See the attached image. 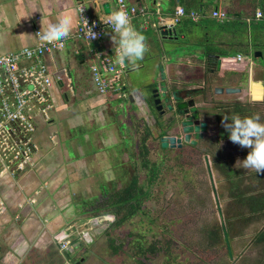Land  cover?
Here are the masks:
<instances>
[{
	"label": "crops",
	"instance_id": "obj_1",
	"mask_svg": "<svg viewBox=\"0 0 264 264\" xmlns=\"http://www.w3.org/2000/svg\"><path fill=\"white\" fill-rule=\"evenodd\" d=\"M103 1L0 0V54L17 50L22 46L33 45L36 41V36L33 32L34 25L39 27L40 24L45 25L62 11L77 9L78 3L84 5L86 11L93 19L100 20L104 18L107 14L104 13L101 7ZM107 1L110 13L116 11L117 1ZM126 1L134 5L145 4L151 10L149 15L145 17L135 16L131 20L133 26L144 35L147 46V52L142 60L136 62L127 61L129 67L134 66L133 72L131 70L127 72L128 67L125 68L126 66L123 69L124 84L129 75L132 74L135 78L133 85L127 83V91L131 94L129 104L132 107L137 105L135 101L140 102L141 95L152 79V86L155 84V80L158 78V64L164 66L168 82L170 81V83L176 80L181 85H185L187 82H192L191 80H194V77H198L200 73V66L205 55V53L203 55L202 48L204 49L205 47L195 48L196 50L193 54L195 56L197 54L202 55L201 57L196 56L195 59L184 54L174 55L167 51V47L172 49L175 39L159 36L160 26L162 25L160 16L169 13L171 10L173 11V9L175 10L176 7L182 6L186 9H194L200 15L195 21L188 18L182 19L181 24L185 20L188 22L183 33L180 31L182 25H178L181 33L179 37L186 34L191 37L193 42L203 37L202 40L208 42V47L213 49V51H233V57L239 53L234 49L236 48V42H232L229 45V35L221 33L224 30L221 26V21L212 18L210 15L215 8L226 10L227 13L235 11L244 15L246 7H240L235 0H212L213 3L211 5L205 4L203 6H199L196 0H163L159 2L160 5L158 6H152L149 2L142 0ZM204 3H206L205 0ZM244 17L247 21H250L249 17L246 15ZM230 19L232 17L229 15L225 22L231 21ZM76 24L77 16H74L72 32L66 46L45 56L49 71L53 76L60 75L62 80L54 81L51 85V91H53L54 96V100H52L53 106L49 110V117L46 120L43 117L38 118L35 123L36 128L39 125L50 122L52 116L62 115L66 108L70 110L69 107H71L72 112H75V108L78 105H81V107L88 103L91 105L100 103V105H106L105 97L107 94H98L90 78L89 66L92 64L102 66L103 64L102 58L98 55L96 56L97 49L110 56L111 60L119 66L124 65V62L119 61L115 55V46L110 39L112 33H108L99 40L98 46H93L88 41L75 36ZM215 38L218 39L217 43L210 44ZM253 51L251 49L249 53L251 54ZM89 52H93V56ZM87 54L94 60L86 66L88 75L84 71ZM241 54L246 55L244 53ZM228 60V56H221L220 66H225L227 71H232L235 74L231 82H229L230 85L227 86L241 88L240 92L231 93L233 94L232 96L245 100H262L264 96V67L262 63L255 65L250 59L252 66H249L246 60L245 62H237L235 59H231L235 61L231 65ZM68 61H71V67L77 73L71 75V77L67 75L66 63ZM21 64L25 63L22 61ZM172 66L177 67L174 74H170L174 71ZM84 72L85 74L82 76ZM176 74L179 77L174 78ZM71 79L75 82L74 86ZM253 82L259 85L258 90L262 93V97L259 99L252 98L250 95V86ZM243 84H246V89L243 88ZM72 86L76 94L70 89ZM66 90L69 91V94L68 98H66L67 100H64L62 92ZM131 119L130 122L137 120ZM36 128L33 137L34 144L39 150L40 148L48 149L47 142L41 141V138L40 140L38 139L39 131H36ZM48 140L52 143L53 137L51 139V135H49ZM41 153L39 151L37 153V163L34 169L25 174H17L10 177L5 173H0V244L5 248V250L0 251V264H91V261H95V249L91 247L93 242H87L80 236L79 232L84 230L91 232L90 230L94 224L84 220L86 215L81 219L76 216H68L72 211L79 214L80 210L78 207L81 205L76 202L77 194H71L70 198H68V191H71L68 189V183L65 187L56 186L52 190L44 192L49 185L46 181L48 176L43 172L46 169L51 170L53 167L49 168L40 163V157L47 154ZM77 179L76 176H73L71 181H77ZM84 184L86 185V182ZM61 191H65L63 196ZM58 231H65L68 237V249L61 250L59 248L58 239L55 237ZM92 235L95 240L96 234L92 233Z\"/></svg>",
	"mask_w": 264,
	"mask_h": 264
},
{
	"label": "rangeland",
	"instance_id": "obj_2",
	"mask_svg": "<svg viewBox=\"0 0 264 264\" xmlns=\"http://www.w3.org/2000/svg\"><path fill=\"white\" fill-rule=\"evenodd\" d=\"M205 1L206 5H211L213 3L212 0ZM235 1L237 5L240 3L239 0ZM245 5L250 6V2H245ZM232 28L233 27L229 26L221 32L230 34L228 36L229 45L241 36L240 32L235 33ZM234 34L239 36H234ZM202 39L193 42L191 37L186 35L185 41H192L193 44L184 48L182 51L179 50V54L186 55L185 53H192L196 50V47L207 48L208 42ZM217 41L218 39L215 38L212 42L216 44ZM89 53L93 56L91 52ZM198 56L202 55L200 54ZM250 59L255 65L264 63L261 58L253 57L252 53L250 54ZM92 61L94 60L87 54L84 65V71L87 75L88 71L86 66ZM228 61L231 65L235 63L234 60L229 59ZM172 68L174 71L170 74H174L177 69L176 66H172ZM85 72L82 76H84ZM71 82L74 86L75 82L73 79H71ZM243 88L246 89V84H243ZM258 88L259 85L256 82L251 83L250 95L252 98L259 99L262 97V93ZM114 93L115 92H111L106 95L105 99L107 105H100L101 103L96 105L88 103L83 105V107L78 105V107L75 108L76 113L72 112L71 107H69L71 111L66 108V111H64L62 115H57L58 118L57 116H52L50 122L39 125L36 128V131H39L38 139L40 140L41 138V141H46L48 149L40 148L39 150L38 148V151L42 153L46 152L48 157L50 156L56 160L54 165L48 166L49 168L53 167V169H46V171L43 172L48 176L46 181L49 185L44 192H48L56 186L65 187L68 183V189L71 190L68 191V198H70L71 194H77L78 197L75 198L77 199L76 202L77 204H81L78 207L80 210L79 214L72 211L68 216H76L81 219L86 215V219L84 220H88L90 224L95 222V218L98 219V222H96L98 225L93 226L91 229L97 234L91 246L92 249H95V261H91V264H139L135 262L134 239L139 237L141 233L143 234L141 243L144 246H148L149 243L157 241L163 238V236H167L169 239H172L174 245L178 247L181 243L179 238L181 237L183 227L187 224L191 225V220L186 221L190 216L207 217V223L217 219L218 223L220 221V215H218L217 211H214V204L216 203L215 196L213 194L205 160L202 156L200 163L197 162L196 153H189L186 155H193L194 159L192 157V159L184 158V161L180 159V165L183 167L193 161L195 162V166L192 169L193 176H191L190 179L187 178L185 172L183 173L185 175L184 177L182 172L172 171V165L175 159H172L171 167L169 166L168 171H165L163 175H161L162 182L160 185L157 182L155 183L156 180L152 177L148 179V175L142 171L143 168H140V163L134 162L131 157V147L133 146L131 135H133L135 139H138L141 132L137 131V133L136 130H132V123L127 121L124 114L122 115L123 110L128 106V100L121 97L120 94ZM68 94L69 91L67 92V95ZM242 100L249 101V104L253 105L252 99ZM135 112H137V110L134 112L130 111L127 117L134 115ZM49 135H51V139L53 137L52 143L48 140ZM155 143L156 139L153 141L154 146L152 154L155 157H160L162 152L166 153L168 149L160 150L159 145H155ZM248 150L247 148L241 149L238 144L230 141V143L218 145V148L212 150L209 154L208 159L211 166L213 165V158L220 157L221 161L229 167V169L225 170L223 175H220V173L217 174L215 171L212 172L215 193L216 195L222 193L224 196V199L223 197L220 199L217 197L221 205H223V202L226 200H232L231 196L245 193L249 190L263 188L258 176H254L250 173L252 170L240 167L239 160L246 157ZM171 155L174 156L172 153ZM235 166H238V169H234ZM229 171L232 173L228 174ZM73 176L78 178L77 181H71ZM132 179H136V184L138 186H145L146 188L150 186L151 190L153 188L159 190L154 192L157 198L149 202L147 201L145 204L149 207V218L155 220V222L150 224L147 216L138 212L117 226L114 225V222L111 223V225L102 223L104 220H106V222H111V220L121 215L117 217L111 214H104L103 216L105 217L100 215L94 216L98 213L94 211V207L101 205L104 201L105 192L112 193L122 190ZM85 182L86 185L84 184ZM201 188L202 192L206 189L210 190L207 196L202 193V200L206 198L204 205L200 204L201 206L198 205V207L192 208L188 205L186 197L180 196L182 191L185 194L189 189H196L197 192V189L199 190ZM64 193L65 191H61L62 196ZM172 199L176 200L177 203L172 201ZM88 210L92 211L94 215L90 217L91 212ZM145 214H147L146 211ZM243 214L249 216L246 210L243 211ZM176 218H180L179 220L184 219L182 222L175 223ZM257 219L259 220L254 221L246 228V235H249V237L257 228L264 226V216ZM185 222H187V224H185ZM106 227L112 230L115 229L111 231L113 233L109 232V236L115 237L113 243L122 245L118 252H113L108 244L107 237L102 234L103 229ZM252 228H255L253 232L250 231ZM59 232L61 231H58V233ZM162 233L167 234L162 235ZM56 238L58 239V236ZM190 238L198 240L196 234ZM86 239L90 240L87 236ZM121 240L123 242H119ZM239 244L241 243H234L235 252L239 253L243 248L247 252H244L241 256H247L248 260L252 259L254 257V252L239 246ZM3 250H5L4 247ZM160 255L164 260L163 255ZM151 257L152 255L150 258ZM161 258L152 257L148 260L140 256L138 260L147 262V264H160ZM211 262L212 260L209 263L215 264ZM184 263L185 257L178 256V260L175 264Z\"/></svg>",
	"mask_w": 264,
	"mask_h": 264
},
{
	"label": "trees",
	"instance_id": "obj_3",
	"mask_svg": "<svg viewBox=\"0 0 264 264\" xmlns=\"http://www.w3.org/2000/svg\"><path fill=\"white\" fill-rule=\"evenodd\" d=\"M196 1L199 6H203L201 0ZM239 2L240 7H246L244 15L240 12L229 11L228 15L232 17V19H230L231 21H224L221 23V26L224 30L229 26L233 27L232 30H234L235 33H241L239 39L234 40V42H236V48H234L236 52L248 54L251 49L260 50L262 52V56L260 58L264 62V0H239ZM245 2H250V6L245 5ZM257 8L262 10V16L259 18L255 17V10ZM245 15L250 18V21L245 19ZM181 21L176 25V31L178 35L185 31V27L188 22L185 20L183 24H181ZM178 25H182V29L180 30L181 33L178 29ZM234 36L239 35L234 34ZM173 43H177L173 52H179V50L182 51L184 48L188 47L187 42L184 40H174ZM204 50H206V53H214L216 51H213V49H210L209 47L205 48ZM215 53H220L221 56H232L234 54L233 51H216ZM185 54H191L189 57L193 59H195L196 56L201 57L198 55L195 56L193 52ZM212 60L215 61L214 59ZM211 63L215 66L214 62ZM262 65L264 67V63H262ZM176 77H178V75ZM262 98L263 99L260 101L254 100L253 105H250L249 101H244L243 105H237L235 115L243 118L246 116H251L252 114H258L260 120L264 122V96ZM222 112L224 111L221 110V113ZM227 114L231 115L232 112L229 110L227 111ZM231 116H233V114ZM141 145L142 151L146 152L143 142ZM240 148L242 149V147ZM132 149L133 146L131 147V150ZM172 152L173 150H166V153H162L158 162L155 163L151 169H149L150 178L152 177L155 179V183L157 182L159 185L162 182L161 175H163L165 171H168L169 166L171 167L172 159H175L174 164L172 165V171L182 172L184 177L185 175L183 173L185 172L188 179L193 176L192 169L195 166L194 162L191 161L192 163L183 167L180 165L181 158L178 156H172ZM131 157L133 160L132 155ZM216 161L218 162V165L215 167V172L217 174L220 173V175H223L225 170L229 169V167L221 161L220 157H217ZM234 169H238V166H235ZM231 173L232 172L229 171L228 174ZM250 173L254 176H258L263 186L262 189L249 190L248 192L231 196L232 200H226L223 202V205L219 203V208L215 203L214 211H217L218 215H220V221L218 223L217 219L207 223V217L201 218L200 216H190L186 221L191 220V225H188L187 222H185L187 225L182 229L181 237L179 238L181 243L178 247L175 246L172 239H169L167 236H163V238L149 243L148 246H144L141 243V240L143 239V234L141 233L139 237L134 239L135 262L139 264H147V262L138 260V258L141 256L150 260L152 257L161 258L160 254H162L164 260L161 258L160 264H175L178 260V256H184L185 263L187 264H208L211 260V263L215 264H264V226L257 228L255 231V228H252L251 230L249 229L250 231L254 232L250 237L249 235H246V228L254 221L259 220L257 218H262L264 216V173H255L253 170ZM155 191L159 190H155V188L151 190L150 186H148V188L145 186H138L136 184V179H132L122 190L114 191L112 193L105 192L104 201L101 203V205L94 207V211L98 213L94 215L92 211L88 210L91 212L90 217L93 215L103 216L104 214H111L115 217L121 215L120 217L111 220V222H106V220L102 222L107 225H111V223L114 222V225L117 226L121 222L128 220V218L139 212L142 215H146L148 222L152 224L155 222V220L149 218V207H147L148 205L145 204L147 201L149 202L157 198L155 197ZM209 192V189H206L204 192H202V188L199 190L197 189V192L196 189H189L185 194L182 191L180 196L186 197L188 205L194 208L198 207L200 204L204 205L206 198L202 200V193L207 196ZM217 197H219L218 199L221 197L224 199L222 193H219ZM172 201L177 203L174 199H172ZM244 210L248 212L249 216H245L243 214ZM145 211L147 214H145ZM179 219L180 218H176V222H174H182L184 218L181 220ZM97 225L98 223H94L93 226ZM114 230L115 229L112 230L106 227L103 229L102 234L107 237L108 244L112 248L113 252H118L122 245L119 243H113L115 237L109 236V232L113 233L111 231ZM225 232L229 240L230 250H228L226 244L224 234ZM93 233L95 234L96 232ZM165 234L167 233H162V235ZM195 234L197 235L198 240H193L190 238ZM119 242L123 241L121 240ZM236 242L241 243L239 246L245 247L247 250L254 252V257L248 260L247 256H241V254L247 252L243 248L239 253H236L234 249V243ZM1 250H3V248L0 244V251ZM151 255L152 257L150 258Z\"/></svg>",
	"mask_w": 264,
	"mask_h": 264
},
{
	"label": "built area",
	"instance_id": "obj_4",
	"mask_svg": "<svg viewBox=\"0 0 264 264\" xmlns=\"http://www.w3.org/2000/svg\"><path fill=\"white\" fill-rule=\"evenodd\" d=\"M117 3L118 9L126 11L131 19L134 15L144 16L146 13L145 6L128 4L125 0H117ZM79 7L84 8L80 15L87 20L93 31L98 33V37L88 39L87 26L79 16L75 36L92 42L102 39L106 35L105 31L111 32L110 27L103 23L108 16L100 20L93 19L82 3H78L77 8ZM210 15L221 22L227 19L226 12L217 8L213 9ZM261 16L262 11L258 8L255 17ZM186 17L195 21L200 15L193 10L186 11L183 7H177L172 18L166 20L163 25L170 29ZM39 28L38 25L33 26L35 36ZM69 39L70 36L66 40L48 43L36 37L35 43L31 46H22L17 50L0 54V173L12 177L34 169L37 158L34 157L33 151L38 150L33 142L35 123L39 117L45 120L49 117V110L53 106L51 85L62 78L60 75L53 76L49 71L45 56L63 49ZM97 55L102 58V66L97 64L90 66L91 81L96 92L99 94L117 92L122 69L103 52L98 51ZM249 56L237 53L234 57L228 56V59H235L237 62L246 60V63L252 66ZM22 61L25 64H21ZM79 234L86 239L85 232ZM57 236L59 248L68 249L65 231L56 233L55 237Z\"/></svg>",
	"mask_w": 264,
	"mask_h": 264
},
{
	"label": "flooded vegetation",
	"instance_id": "obj_5",
	"mask_svg": "<svg viewBox=\"0 0 264 264\" xmlns=\"http://www.w3.org/2000/svg\"><path fill=\"white\" fill-rule=\"evenodd\" d=\"M210 44H213V42ZM204 49L202 48V52L204 51L205 55L204 59H202L198 77H194V80H191L192 82H187L185 84V87H194L195 89H197L195 90L194 95H192L191 97L188 96L186 98V102H188L185 106V109H179L177 107V103H170V98L167 100V102H164V99L166 100V97L160 94V96L157 95V97L159 98V101H161L157 104L154 103V100L156 98L154 94H156V91L152 86V83L150 82L145 88L144 93L141 95L139 99L140 102L135 101L137 105H134L133 107L131 104H129V99L131 97L129 91H123L122 89H120L118 93H116L120 94L121 97H124L126 98V100H128V106L123 110L122 115H125L128 122L132 120L131 118L137 119L135 120V122H131L132 130H136V132L138 131L141 133L138 139H135L133 135H131V141L133 142V149L131 150V153L134 162H138V164L140 163V168H143L142 171L143 173L148 175V179L150 178L149 169H151V167L154 166V164L157 163L161 158V156L155 157L152 154L154 139H156L155 145H159L160 150H173L174 152H172V154L174 156H178L182 160L184 158L191 157L194 159L193 155H186L189 153H196V158L198 160L197 162L200 163L202 156L205 160L211 184L213 181L212 172L215 171V167L218 165V162L216 161L217 157H214L213 165L211 166L208 159L209 154L212 150H216L218 148V145H223L228 142L230 143L228 132L223 133L224 137H220V130H225L222 126V119L223 116H227L229 117L230 121L232 117L231 115H235L236 106L243 105L244 101L242 99H239V97L237 96H232L233 94H227L225 92L215 93V85H230L229 82H231V79L235 74L232 71H227L225 69V66H220L221 68L216 69V59L209 55V53H206V50ZM212 59H214L215 61H213ZM211 62H214L215 66ZM214 80L215 82L213 83ZM70 89H72V91H74L75 93L73 87H71ZM66 91L62 92V97L64 100H67L66 98H68ZM189 100H192V105H189ZM168 102L170 103L169 108ZM192 106L196 108L194 112H197L198 114L197 119L191 118V115L194 112H190L189 108ZM135 110H137V112H135L134 115L127 117L130 111L134 112ZM221 110H223L224 112L221 113ZM229 110L232 112L231 115L227 114V111ZM188 119H191L193 122L195 120H197L198 122H205L204 129L200 127L198 132H195L193 130L190 133V139L196 140L195 144H189L188 142H185L183 140L184 134L181 122L187 121ZM196 134H198L197 137ZM171 136L176 138L181 137L182 145L180 147H162L161 138L165 137L168 140ZM142 142L144 143L146 152H143L141 149ZM37 153L38 150L33 151V155L35 158H37ZM47 155L48 154L40 157V163H42L43 166L54 165L56 163V160L50 156L48 157ZM210 174L212 178L210 177ZM212 189H215L214 184H212Z\"/></svg>",
	"mask_w": 264,
	"mask_h": 264
},
{
	"label": "clouds",
	"instance_id": "obj_6",
	"mask_svg": "<svg viewBox=\"0 0 264 264\" xmlns=\"http://www.w3.org/2000/svg\"><path fill=\"white\" fill-rule=\"evenodd\" d=\"M202 4L205 5L204 0ZM135 5L145 6L146 13L144 16L134 15L133 17L135 16L145 17L150 14L151 10L148 8L147 5L145 4H142V5L135 4ZM178 7H182V6H178ZM183 8L186 11H190V10L195 11L194 9H186L185 7ZM83 9L84 8L79 7L74 10H67V11H62L58 13L56 17L54 19L49 20L47 24L45 25L40 24V28L36 32V37L40 41H46L48 43H52L53 41H57V40H66L71 35L74 16H79L83 20V23L87 26L88 39L89 38L96 39L98 37V33L93 31V28L88 25L87 20L84 19L80 15ZM217 9H221V8H217ZM174 11L175 10L173 9V11L171 10L169 13H167L166 20H170L172 18ZM224 11L226 12L227 19H228L229 15L226 10ZM195 12L198 13L197 10ZM106 16L108 17L106 21H104L103 23H106L110 27L111 32L105 31V34L107 35L108 33H112V35L110 36V39L113 45L115 46L114 51H115V55L117 56L118 60L121 62H124L126 60L131 61V62L142 60L145 53L147 52V46L145 44V37L133 26L132 21H131L132 19L130 18L129 14L124 10H119L118 3H117V10L114 12L108 13ZM181 20L175 23L173 27H176V25ZM164 22H162V25L160 27L162 26L165 27L163 25ZM97 41L99 42V40ZM92 42H89V43H92ZM98 51L100 50L97 49V52ZM97 52H96V56H97ZM91 53L93 55V52ZM246 55H250V53ZM116 65L119 66L117 63ZM90 66H89V71H90ZM120 68L122 69V72H121L120 87L118 91L121 89V87L124 84V81H123L124 65L122 66L120 65ZM177 75L178 74H176V76ZM90 78H91V75H90ZM118 91L115 92L114 94L118 93ZM101 95H106V94H101ZM252 101H254V99ZM222 126L224 127L226 131H228L229 139L231 142L238 144L242 148L249 149L246 157L242 160H239L240 167L243 169L253 170L255 173H264V122L260 120L259 115L252 114L251 116H246L243 118H241L238 115H233L230 121H229V117L223 116ZM96 220L97 221L95 222H98V219ZM90 231L91 232L84 230L82 232H85L86 236L90 238V240L85 239V237L84 239L87 242L92 243L94 241V238L92 235L93 231L92 230Z\"/></svg>",
	"mask_w": 264,
	"mask_h": 264
},
{
	"label": "water",
	"instance_id": "obj_7",
	"mask_svg": "<svg viewBox=\"0 0 264 264\" xmlns=\"http://www.w3.org/2000/svg\"><path fill=\"white\" fill-rule=\"evenodd\" d=\"M92 1L96 2L98 0H92ZM142 1L149 2L152 6H158V5H160L159 2H161L163 0H142ZM174 1H179V0H174ZM101 7H102L105 14L110 13L109 3L107 0H104L101 3ZM166 16H167V14L160 16V20L162 22H164L166 20ZM159 36H161V37H173L176 41H182V40L185 41V39H186V34H183L182 37H179L180 35L177 34L176 27H172L170 29H167L163 26L160 27ZM185 42H187L188 46H191L193 44L192 41H185ZM91 44L93 46H98V41H94ZM176 45H177V43H175L173 45L172 49H169V47H167V51L171 54L177 55V52H173L174 47H176ZM252 54H253V57H256V58L257 57L260 58L262 56V52L260 50H254L252 52ZM203 55H204V51H203ZM209 55H211L212 57H214L216 59V69H219L220 65H221V55L218 53H215V52L209 53ZM70 62L71 61H68V63H66L68 77H71V75L77 74L74 72V69L71 67ZM127 63H128L127 60L124 61V66H126L125 68L128 67L126 71L129 72L131 70V72H133L135 69L134 66L129 67V65H127ZM157 67H158V73H157L158 78H157V80H155V84L153 85V87L155 88V91H156V94H154V96H156L154 103L157 104L161 101V100L159 101V98L157 97V95L160 94V95L166 97V100L164 99V102H167V100L170 98V100H171L170 103H177V107L179 109H185L186 108L185 106L188 102V101L186 102V98L188 96L191 97L192 95H194L195 90H197V89H195L194 87L193 88L192 87L191 88L185 87V85L182 86L181 83L179 81H176V80H173L172 83H170V81L168 82V78H167L164 66H162L161 64H158ZM129 76L127 77L126 83L123 84V86L121 88L123 91L127 90V88H128L127 83H129V85H133V82L135 80V78L132 74ZM175 77H176V75H174V78ZM152 81H153V79L151 80L150 83H153ZM214 82H215V80L213 81V83ZM214 91H215V93L225 92L227 94H231V93L240 92L241 88L236 87V86L215 85ZM130 99H131V97H130ZM170 103L168 104V108L170 107ZM192 104H193L192 100H189V105H192ZM195 109L196 108L194 106H192L189 108V111L194 112ZM191 118L197 119L198 118L197 112L192 113ZM204 125H205V122H198L197 120H195L194 122L191 119H188L187 121H182L181 126H183L182 130H183V134H184L183 140L185 142H188L189 144H195L196 140L190 139V135H191L190 133L193 130L195 132H198L200 127H202V129H204ZM220 131H221L220 137H224L223 133L228 132L226 130H220ZM197 136H198V134H196V137ZM168 140L170 143L168 142ZM168 140H167V138L162 137L161 138V146L165 148V147H169V146L170 147H175V146L180 147L182 145V143H181L182 138L181 137L176 138V137L171 136ZM210 177H211V174H210ZM212 184H213V181H212ZM213 190H215V189H213ZM213 194L215 196L216 205L219 208V202L217 200V195H216L215 191H213ZM218 211H219V209H218ZM219 214H220V211H219ZM95 221H97V220L95 219ZM92 223L94 224L96 222H92ZM224 234H225V240H226L228 250H230V244H229V240H228L226 232Z\"/></svg>",
	"mask_w": 264,
	"mask_h": 264
}]
</instances>
